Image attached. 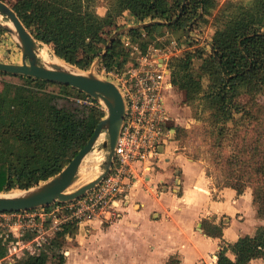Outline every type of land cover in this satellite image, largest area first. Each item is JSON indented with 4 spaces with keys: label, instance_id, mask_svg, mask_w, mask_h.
Instances as JSON below:
<instances>
[{
    "label": "trees",
    "instance_id": "1",
    "mask_svg": "<svg viewBox=\"0 0 264 264\" xmlns=\"http://www.w3.org/2000/svg\"><path fill=\"white\" fill-rule=\"evenodd\" d=\"M104 4L102 17L96 14L95 0H14L10 6L36 40L84 70L97 56L107 67H113L117 59L118 67L125 62L129 50L122 34L109 45L108 38L130 20L170 22L180 12L173 23L155 22L126 31L143 52L165 28L182 31L184 41L192 44L190 34L201 33L211 20V47L172 57L168 64L171 82L185 102H196L199 117L211 128L210 153L224 174L222 186L237 194L250 188L256 214L264 219V100L259 99L264 90V0H225L222 4L217 0H105ZM50 86L74 96L55 93ZM242 96H247L245 101L240 100ZM86 97L67 85L0 72V192L38 185L58 173L86 144L102 119L97 106L76 100ZM235 136L240 142L226 151ZM202 228L207 236L222 237L221 224L203 219ZM76 230L77 224L63 225L54 234L57 245L47 242L37 252L16 256L12 264H64L63 247ZM7 253V241L0 238V259ZM260 257L264 258V225L253 235L222 245L213 264H249Z\"/></svg>",
    "mask_w": 264,
    "mask_h": 264
},
{
    "label": "crops",
    "instance_id": "2",
    "mask_svg": "<svg viewBox=\"0 0 264 264\" xmlns=\"http://www.w3.org/2000/svg\"><path fill=\"white\" fill-rule=\"evenodd\" d=\"M103 6L104 11L101 16L96 11L99 17H102L106 12V5ZM174 19L170 22L151 19L143 22L130 20L128 24L122 25L114 32L119 31V34H122L121 39L124 46L129 50L127 56L129 57L131 54H136L137 50L141 51V49L130 36L125 34L128 29L140 28L155 22L170 24L175 21ZM189 27L186 29L189 30ZM206 29V38L209 39L212 29L211 27ZM176 33L178 32L165 28L163 35L160 37L169 38L174 42H178L176 41L178 38H180L179 41H184L183 36L176 35ZM190 38L201 39L197 34H191ZM206 43L207 47H211L209 40ZM150 47L152 46L149 45L147 50ZM188 48H190L189 45ZM101 53H104V49ZM118 62L117 59L113 65L118 66ZM124 65L126 63L122 62L120 67ZM174 89L175 86L171 82V85L163 91L164 106L167 112L169 111L167 99L172 95ZM178 91L181 92L179 89ZM171 122L172 118L170 117L169 125H171ZM171 129L170 137L172 138L174 128L171 127ZM167 143L153 169L143 170L140 169V165H136L137 179L126 190V193L116 199L111 209L103 212L102 215L75 223L77 224L76 233L74 237L67 236V240L71 238L76 242L75 238L89 231L90 226L107 222L109 227L117 229L115 234L119 236V238L116 236L119 243H110L113 245L108 246L107 249L112 253L116 254L117 252L118 255H121L125 264H172V258L176 260L173 264H195V261L206 257L213 250L218 249L219 251L222 245L233 243L241 236L253 235L260 225H264V219L259 218L256 214L251 192L245 191L242 194H237L234 189L223 187L218 190L216 198L213 197L209 186H207L205 173L194 161H184L183 158L178 161L181 171L179 181H182L185 187L183 194L170 193L165 190L166 185L163 190H160L159 185L171 182L174 177L169 168L172 160L168 159L171 157L169 155L171 152ZM175 151L173 149L171 154L176 155L173 159L178 160L177 156L180 154L179 152L175 153ZM111 214H114V216L110 220L108 219V222L107 218H110ZM222 215L230 217L228 223H219V218ZM203 219L221 224L222 237L207 236L202 228ZM72 241H68V244L63 247L64 264H68L70 260V251L67 249L77 247V245L74 246L75 243H72ZM9 252L11 251L9 250ZM217 253L213 255L215 260H217ZM227 255L234 259L233 254L229 251ZM249 264H264V258L252 259Z\"/></svg>",
    "mask_w": 264,
    "mask_h": 264
},
{
    "label": "rangeland",
    "instance_id": "3",
    "mask_svg": "<svg viewBox=\"0 0 264 264\" xmlns=\"http://www.w3.org/2000/svg\"><path fill=\"white\" fill-rule=\"evenodd\" d=\"M7 4H13L14 0H4ZM97 3L96 11L99 16L102 15L104 9L103 5L105 0H95ZM219 4H222L225 0H217ZM237 1V0H233ZM241 1V0H238ZM243 1V0H242ZM8 19L4 16L0 15V23L4 25L7 23ZM211 20L206 23V28L211 27ZM205 27L201 28V33L197 34L198 37L201 39L192 38L194 42L192 44H188V41H179L176 42V46L173 47L171 40L169 38L164 37H157L152 41L150 44L153 48H157L159 50H169L168 54V64L172 57L180 56L186 51H194L197 53L198 51L205 49L207 47V39L206 33L207 29ZM176 35L182 36V31H176ZM14 33H9L4 30L3 33L0 34V57L6 59L7 61L4 62H21V51L20 46L17 42V39L14 37ZM195 35V34H194ZM182 38V37H181ZM40 48L44 47V50L48 52L51 57L50 63L53 62L54 59H57V64L62 65H70L74 66L73 64L68 63L67 61L59 58L54 57V52L51 47L47 44L40 43ZM138 45V44H137ZM188 45L190 48H188ZM43 46V47H42ZM139 49L140 46L138 45ZM209 48V47H207ZM42 50V49H41ZM147 50V48H146ZM152 52V51H151ZM164 54V53H160ZM41 57V56H40ZM40 61H44V59L40 58ZM196 63H200V61L196 58ZM1 61V59H0ZM48 62V61H47ZM67 64H65V63ZM93 62V61H92ZM91 62V63H92ZM126 65L131 68L136 66L137 58L131 54L125 60ZM67 65V66H68ZM101 77V76H100ZM2 79V78H1ZM8 81H17L18 83L21 81L12 78L6 77ZM264 88V86H263ZM49 90L58 93L57 86H50ZM67 91V90H66ZM70 91V90H68ZM27 93V92H25ZM24 93V94H25ZM59 93H66L65 95L74 96L72 92H62ZM71 93V94H69ZM259 95L260 101L264 100V90L260 92ZM23 97L26 99L27 95ZM247 97V96H246ZM245 96L240 98L241 101H245ZM167 107L168 113L172 118L171 126L174 128V134L171 140L167 143L169 151L172 153L173 149L176 150L175 153L179 152L180 155L177 156L178 160L173 159L176 155L170 153L171 156L168 159L172 160V163L169 164V168L171 169L174 177L171 182L167 184L159 185V189L163 190L164 186L166 185L165 190L169 191L170 193H174L176 195L183 194L185 187L180 182L181 171L179 168V159H184V161H194L197 163V166L202 168L203 172L206 176L207 186L212 192V196L216 198L218 194V190L223 188L222 181L225 180L224 174L221 172L220 168L215 166V163L212 160V156L210 153V142L211 138L209 135V131L211 128H208L207 122L204 118L199 117V107L197 106L196 102L193 104H188L183 100L182 93L178 91V88L175 87L172 95H170L167 99ZM98 110L102 112V118L105 117L106 111L103 105L98 107ZM17 111L13 114L14 117H17ZM240 133V132H239ZM247 134H251L248 132ZM103 135L99 138L96 142L94 149L89 153L82 161L79 170H78V179L68 188V191H73L76 188L80 187L81 185L95 179L103 170L105 161H106V150L102 148L101 139ZM239 138L235 136L234 138L231 137V140L228 143V147L226 151H232L236 144H238ZM41 168L47 166V164H40ZM57 174V173H56ZM55 174V175H56ZM53 177V176H52ZM51 178V177H50ZM48 178V179H50ZM48 179L44 180L47 181ZM44 181H40L38 184H42ZM175 189L174 191H172ZM24 189L14 188L10 191L2 192L5 194H17L23 192ZM251 192L250 188H246L244 190ZM247 195V194H246ZM252 195V194H251ZM247 197V196H246ZM247 200V198H245ZM48 209L42 210L40 207L36 210L34 209V215L36 217L33 226L31 228L27 227L28 222L23 221V225L19 227L16 225L15 220H11L12 224L6 225L5 220L0 217V234L2 238L7 241L8 253L6 257L0 260V264H12L14 258L18 255L22 256L24 252L29 250L34 252L38 251L39 245H44L45 243H52L57 245V241L54 238V234L61 225L59 224L58 228L55 227L56 224L60 223L59 218H51L49 215L47 216ZM41 215V216H40ZM114 214L110 215V218H113ZM237 216V215H236ZM230 217L227 215H222L219 218V223L225 224L229 222ZM108 220V222H109ZM200 223V222H199ZM89 231L86 233H82L80 236L74 239L69 238L68 241H72L75 243L71 249H67L70 251V260L68 264H125L123 263V259L121 255L118 253L110 252L107 247L113 244L110 243H119V236L115 233L117 229L109 227V223L102 222L95 224L94 226L89 227ZM117 236V237H116ZM78 243V244H77ZM129 244V243H126ZM9 250L11 252H9ZM218 249L213 250L210 252L206 257L200 258L195 261V264H213L216 261L213 255H216ZM175 259H171L172 264L175 262ZM170 262V263H171Z\"/></svg>",
    "mask_w": 264,
    "mask_h": 264
},
{
    "label": "built area",
    "instance_id": "4",
    "mask_svg": "<svg viewBox=\"0 0 264 264\" xmlns=\"http://www.w3.org/2000/svg\"><path fill=\"white\" fill-rule=\"evenodd\" d=\"M171 43L173 47L176 46V42ZM168 52L169 50L153 47L146 52L137 50L134 54L137 64L131 68L127 65L107 67L99 56L85 70L92 71L117 86L124 101V119L112 163L104 177L92 189L74 200L55 201L47 207H40L42 210L50 208L48 213H45L47 216L59 218L60 223L55 227L58 228L59 224L62 227L65 224L93 219L110 210L114 201L122 197L137 179L136 165L149 171L159 160L165 144L171 140L172 133L169 127L170 117L163 99L164 89L171 85ZM76 100L88 106H100L89 96ZM34 214V209H29L0 212V217L5 220L6 225L15 220L19 227L27 218L25 222H28L27 227L31 228L35 224Z\"/></svg>",
    "mask_w": 264,
    "mask_h": 264
},
{
    "label": "water",
    "instance_id": "5",
    "mask_svg": "<svg viewBox=\"0 0 264 264\" xmlns=\"http://www.w3.org/2000/svg\"><path fill=\"white\" fill-rule=\"evenodd\" d=\"M0 15L6 17L11 24L8 26L0 23V27L9 33L15 34L21 51V62L0 61V72L40 78L73 87L103 105L106 111L105 117L97 123L86 144L56 175L42 184L24 189L21 193L5 194L2 193L3 191L0 192V212L23 211L47 207L55 201L67 202L74 200L92 189L104 177L112 163L114 148L124 119L125 106L123 98L112 81L100 77L92 71H85L76 66L72 67L65 62L69 67L65 68L62 65L50 64L45 60L40 61V56L44 59L40 54L39 44L41 42L34 38L15 10L3 0H0ZM179 15L180 12L174 20ZM118 34L119 31H116L110 36L108 45L113 37ZM107 46L104 48V52ZM102 135L101 145L106 150V161L103 170L95 179L73 191H68V188L78 179V170L83 159L91 153Z\"/></svg>",
    "mask_w": 264,
    "mask_h": 264
},
{
    "label": "bare ground",
    "instance_id": "6",
    "mask_svg": "<svg viewBox=\"0 0 264 264\" xmlns=\"http://www.w3.org/2000/svg\"><path fill=\"white\" fill-rule=\"evenodd\" d=\"M4 25H8V26H10L11 24H10V22L8 21L7 23H4ZM14 37L16 38V36L14 35ZM43 47V46H42ZM42 50H40V54L43 56V58H44V60L47 62V63H50L49 61H51L52 59H51V57H50V55L48 54V52L47 51H45L44 50V47L43 48H41ZM40 58H42V57H40ZM55 62H57V59H54L53 60V62H51L50 64H57V63H55ZM58 65H62V64H58ZM62 66H64L65 68L66 67H69V66H67V65H62Z\"/></svg>",
    "mask_w": 264,
    "mask_h": 264
}]
</instances>
